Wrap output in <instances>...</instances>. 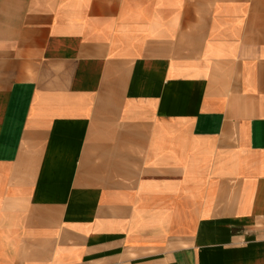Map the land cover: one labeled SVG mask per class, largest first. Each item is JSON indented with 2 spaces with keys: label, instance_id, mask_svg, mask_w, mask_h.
<instances>
[{
  "label": "crops",
  "instance_id": "obj_1",
  "mask_svg": "<svg viewBox=\"0 0 264 264\" xmlns=\"http://www.w3.org/2000/svg\"><path fill=\"white\" fill-rule=\"evenodd\" d=\"M0 264H264V0H0Z\"/></svg>",
  "mask_w": 264,
  "mask_h": 264
}]
</instances>
